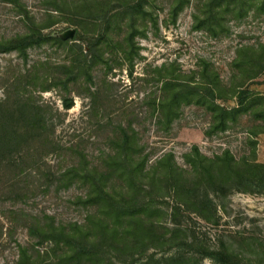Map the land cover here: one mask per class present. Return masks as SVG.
<instances>
[{"label": "trees", "instance_id": "obj_1", "mask_svg": "<svg viewBox=\"0 0 264 264\" xmlns=\"http://www.w3.org/2000/svg\"><path fill=\"white\" fill-rule=\"evenodd\" d=\"M194 1L197 2L196 29L214 35L221 30L228 31L222 21L226 14H232L237 20L247 18L251 12L264 14V0ZM190 2L170 0L171 18L176 21ZM12 3L15 2L12 0ZM149 3L150 0H122L114 8L112 0L74 2L73 14L83 30L77 31L74 40H81L85 47L78 50L69 65L58 67L53 77L48 75L41 80L36 75L31 81L23 80L41 87L42 92L56 88L64 90V107L70 110L74 107L73 97L68 96L73 91L72 86L80 85L83 80L84 84H93V72L100 66L106 73L125 68L129 76H133L135 62L140 57L136 39L145 36ZM52 4L56 5V12H65L67 3L59 4L54 0ZM50 18V23L34 24L27 33L0 41V54L17 52L27 60L30 49L46 43L67 46L69 40L44 33L56 24L54 16ZM120 32L126 35L119 40ZM259 44L257 47L243 46L237 51L233 66L238 74L254 79L264 71V44ZM116 62L117 65H113ZM198 76V81L194 78L183 80L173 71L162 82L161 96L144 99L150 117L168 133L184 107H204L211 117L205 134L211 137L237 128L242 118L248 116L251 125L246 133L252 147L250 155L238 160L229 150H224L208 157L195 145L184 156L188 167L180 166L173 152L154 160L155 152H147L137 130L135 118L138 115L134 113L136 117L128 122L120 119L108 137L109 151L98 164L91 165L82 157L79 165L72 166L59 177L54 176L60 185L68 188L77 185L83 190L78 197L79 204L92 209L84 224L57 223L55 219L32 224L30 234L39 238L40 245L47 243L49 247L44 252L39 250L32 254L22 249L18 264H203L204 257L196 261L182 251L196 246L197 242L184 235L178 219L194 214L207 223L218 224L219 207L225 210L232 194H264V163L258 161L256 151L258 137L264 134V96L244 89L243 83L236 84L235 80H239L236 76L232 86H225L219 74L207 64ZM23 80L16 85L18 94H22L20 84ZM86 88L92 98L99 94V90L93 92L90 87ZM233 99L235 106L219 103ZM126 114L118 113L120 118ZM18 115L23 124L20 129L11 122ZM8 118L0 128V149L6 155L5 165L13 163V150L19 149L27 136L45 127L46 112L28 97L9 113ZM28 192L27 188L19 189L22 196ZM168 216L176 220L173 228L163 223ZM153 249H176L177 252L158 259L154 254L148 255ZM203 249L205 257L218 264H246L229 246L222 247L219 252Z\"/></svg>", "mask_w": 264, "mask_h": 264}, {"label": "rangeland", "instance_id": "obj_2", "mask_svg": "<svg viewBox=\"0 0 264 264\" xmlns=\"http://www.w3.org/2000/svg\"><path fill=\"white\" fill-rule=\"evenodd\" d=\"M13 1L15 3L0 0V41L25 34L34 24L50 23V16H54L56 24L44 30L45 34L63 33L73 28L83 32L82 24L73 14L74 2L80 0H56L59 4L67 3L63 13L55 11L54 0ZM119 1L122 0H112V7H117ZM169 6L170 0H150L146 7L149 11L146 31L145 36L136 39L140 57L135 62L133 76H129L125 68L106 73L100 66L93 72V84H84L83 80L80 85L72 86L73 91L68 96L73 97L74 107L70 110L64 107V90L42 92L41 87L23 79L31 81L36 75L41 80L48 75L53 77L58 67L69 65L78 50L85 47L81 40H69L65 47L50 42L32 48L27 60L17 52L0 54V128L8 121L9 113L28 97L46 112L45 127L27 136L20 148L13 150L12 164H4L6 155L0 149V264H18L22 249H28L31 254L48 249L49 244L40 245L39 238L30 234L34 223L55 219L57 223L84 224L92 209L79 204L78 197L83 190L77 185L69 188L60 185L54 176L59 177L79 165L82 157L91 165L98 164L109 151L108 137L120 119L128 122L138 115L135 118L137 130L147 152H155L154 160L173 152L179 165L188 167L184 156L195 145L208 157L224 150H229L238 160L250 155L252 147L246 133L251 125L248 116L242 118L237 128L208 137L205 132L210 127V114L204 107L191 105L184 107L181 117L167 133L150 117L144 99L161 96L162 82L173 71L183 80L198 81L205 64L219 74L225 86H232L236 76L239 78L236 84L243 83L244 89L264 96V71L249 79L247 74H238L233 66L241 47L264 44V14L251 12L242 20L226 14L222 21L228 31L221 30L214 35L196 29V1L191 0L176 21L170 16ZM125 35L126 32H120L117 39ZM21 80L22 94H18L16 85ZM86 87L93 92L99 90V94L92 98ZM219 103L235 106L234 99ZM126 112L119 117L118 113ZM11 122H15L18 129L23 128L19 115ZM258 141L257 159L264 163V134ZM23 188L29 191L24 196L19 194V189ZM219 215L218 224L207 223L194 214L179 218L177 223L184 235L197 242L196 246L182 251L196 261L204 257L203 264H218L205 257L203 247L219 252L229 246L244 263L264 264V194L234 193L228 198L225 210L219 207ZM163 223L173 228L176 220L168 216ZM176 252V249H153L148 255L154 254L159 259Z\"/></svg>", "mask_w": 264, "mask_h": 264}, {"label": "water", "instance_id": "obj_3", "mask_svg": "<svg viewBox=\"0 0 264 264\" xmlns=\"http://www.w3.org/2000/svg\"><path fill=\"white\" fill-rule=\"evenodd\" d=\"M76 28L69 29L63 33H54V36L60 37L62 40H73L76 36Z\"/></svg>", "mask_w": 264, "mask_h": 264}]
</instances>
